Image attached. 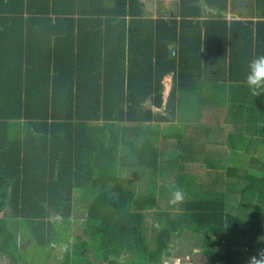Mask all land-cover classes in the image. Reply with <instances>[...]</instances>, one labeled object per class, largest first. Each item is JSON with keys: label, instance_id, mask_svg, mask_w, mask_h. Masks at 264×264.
Instances as JSON below:
<instances>
[{"label": "trees", "instance_id": "obj_1", "mask_svg": "<svg viewBox=\"0 0 264 264\" xmlns=\"http://www.w3.org/2000/svg\"><path fill=\"white\" fill-rule=\"evenodd\" d=\"M240 1L178 0L172 16L154 17L143 0H0V264L23 254L35 264L41 254L26 248L54 249L60 223L73 222L81 231L60 264H160L186 228L205 236L213 263L264 264V158L250 147L264 146V92L254 96L243 79L248 60L264 53V0H251L247 14ZM214 64L228 81L229 102L239 103L229 111L248 117L252 137L236 141L233 133L228 143L250 155L252 172L210 167L212 187L227 185L236 201L206 198L205 190L182 209L160 206L180 175L170 174L167 190L159 174L163 184L152 177L136 191L135 168L143 176L145 168L164 171L160 124L178 108L199 111L210 127L213 111L200 94ZM131 162L122 177L120 165ZM242 198L256 199L263 212L250 218ZM149 210L157 225L151 239Z\"/></svg>", "mask_w": 264, "mask_h": 264}, {"label": "crops", "instance_id": "obj_2", "mask_svg": "<svg viewBox=\"0 0 264 264\" xmlns=\"http://www.w3.org/2000/svg\"><path fill=\"white\" fill-rule=\"evenodd\" d=\"M144 2V0H143ZM178 8V0L176 2L169 3L168 1H164L162 5H159V8L156 9L155 15L152 13L149 14L148 8L146 6V15H152L157 16L160 15H170L172 16L173 13ZM232 18L231 15L228 16V19ZM245 19V18H244ZM214 65L207 66V71L209 70V75L206 76V73L203 74V81L205 82V85L207 86V89L201 92L200 96L203 100V103L208 105V109L212 110V114L214 115L213 121L209 125L210 127L207 128V124L203 122L202 120L194 119V110L190 111L186 106L182 109L177 110L176 114L174 115L172 120L169 122H162L160 124V127L164 125L161 129H164V134H167L165 137L164 135V148L161 147V153L160 158H164V171H169L170 169L167 168L169 166L173 170L169 171L171 174L175 175H181L180 169H190L193 170L198 176H193V180L195 178L199 177V180H194V183L192 185H187L184 188V190L187 191H193L194 195L200 196L206 188H209L210 186L214 185V179L213 176L216 173L215 169L210 168L212 165H224V166H237L241 169V166H249L250 164V155L246 154L243 150H234L233 146L228 143L229 137L232 135V121L234 119H238L239 122L245 123L248 119V117H239L238 114L235 115V118L233 115L230 116V120L225 118L224 114L221 112V115L218 116L217 113H214L218 110V107L224 103L222 100V103L219 102V99L216 98V95H220L221 97L226 96L227 101L229 102V95H230V89L228 86V81L226 80L225 76L223 74H219L218 72H213L215 68H213ZM171 77L170 82L172 81V75L169 74L165 78ZM165 84V83H164ZM225 86L227 89V94L222 93L221 89ZM168 84L164 85V94L167 92L166 96H164V101H166L168 93L170 91ZM169 89V91H168ZM219 96V97H220ZM220 97V98H221ZM232 106H236L239 103L235 101L229 102ZM244 103V102H243ZM205 107V106H204ZM224 110L226 112V115H229V111L227 112V107L223 105ZM206 108V107H205ZM257 109H260L259 106ZM222 111V110H221ZM197 113V112H196ZM222 119L221 121H218V119ZM220 126L221 129L213 127ZM207 128V129H206ZM166 131V132H165ZM178 135H183L180 139H178ZM256 136V135H255ZM162 148L164 153L162 152ZM255 150L253 155L258 156L261 159L264 158V146L262 144H255ZM261 152V153H260ZM162 156V157H161ZM245 157V158H244ZM248 158V163H246V159ZM201 167H205L206 169L211 170V174L208 176L206 175L205 169L202 170ZM263 173H259L258 176H262ZM169 175L164 176V182L169 179ZM168 178V179H167ZM211 181V182H210ZM213 185H212V184ZM170 186V185H169ZM166 187L165 190L171 188ZM182 191V190H181ZM184 192V191H182ZM185 197H187L185 193ZM198 235H202L205 239V236L203 234H200L198 232H195L193 230H190L189 228L184 229L181 235H179L178 240V248H176L173 244L172 246V254L171 262L168 264H180L181 261H186L189 259L190 255L193 253V250L196 249V247H199L200 250H198V253L203 254V257L200 256V259H203V262H193L188 264H218L213 263L210 261L208 256H204V239L198 237ZM174 241V240H173ZM172 241V242H173ZM184 246L186 250H184ZM187 246L191 247V249L187 250ZM193 247V248H192ZM244 247V246H243ZM176 248V249H175ZM185 251L188 252V254H185ZM178 252V253H177ZM183 253V255H181ZM241 253H246V251H242ZM244 256V254H242ZM246 256V255H245ZM169 258V256H168ZM182 259V260H181ZM250 260L245 257L244 261L241 264H249ZM183 264V263H182Z\"/></svg>", "mask_w": 264, "mask_h": 264}, {"label": "rangeland", "instance_id": "obj_3", "mask_svg": "<svg viewBox=\"0 0 264 264\" xmlns=\"http://www.w3.org/2000/svg\"><path fill=\"white\" fill-rule=\"evenodd\" d=\"M164 1H168L169 3L176 2V0H144L145 5L148 8L149 14L152 13L153 15H155L156 9H158L159 8V5L160 4L162 5V3H164ZM245 1H247V0H241L240 1V5L238 6V9L247 14V12L249 11L247 9L248 8V3L249 2H252V1L251 0H248L247 3ZM170 80H171V77L163 78V84L165 83V84H168V86H170V84H171ZM169 89H170V87H169ZM169 89H168V91H169ZM221 91H222V93H225V94L228 93L225 86L222 87ZM166 94H167V92L164 94V91H163V99H164V96H166ZM260 96L263 98L264 94L262 93V94H260ZM251 97L253 99H255L253 96H251ZM223 99H224L223 100L224 101V105L227 107V111L230 110V111H233L234 112V111L237 110V108H231L232 105L227 101V97L226 96H224ZM253 108H255L254 105H253ZM255 109L257 110V108H255ZM203 111L205 112V109H203ZM230 111H229V115H226L225 114V118H227V119L230 118V116L232 115V112H230ZM198 112L194 114V117L193 118L194 119H198V120H202L201 115L200 116H197V114H199ZM232 123H233V125H232L231 133L232 134L234 133L233 134L234 140H236L235 137L238 136V135H240V136H242V135L244 136L245 135L247 137H252V134L250 132L251 129H250L249 126H247V122L241 123V122L237 121V122H232ZM133 125H135V124H133ZM162 127H164V125H162L160 128H162ZM163 134H164V132H163ZM157 137L159 138V133H158ZM161 138H162V135H161L160 139ZM236 141H238V140H236ZM162 146L164 148V143L162 142V139H161V141L158 142V144H157V150H159V154L161 153V147ZM250 147H251L252 151H254L256 149L254 143H251L250 144ZM243 151H245V150H243ZM246 160H247L246 163H248V161H249L248 158ZM134 165H135V162L124 163L123 165H120L119 174L122 177H125L126 174L130 171L129 170V167H134ZM167 168L170 169L171 171L173 170L169 166H167ZM201 168H202V170L205 169V172H206V175L207 176L209 174H211V170L210 169H206L205 167H201ZM246 169L249 170L250 172H252L250 170L251 168L249 166H241V170L242 171L243 170H246ZM145 170H146V174L143 176L142 175L143 167L138 166V167L135 168V172H136V175H137L135 177V188H136V191H141L142 190L141 188H143L146 185V183L148 181H150V179L152 177L153 178L156 177L157 178V181L160 184H163L164 176L171 174L169 172L170 170L169 171H166V170L165 171H161L160 170V171H158V174L155 176V174L150 169L145 168ZM180 173H182L180 175V177H179V179H180L179 180L180 181V185L178 184L177 189L174 190V191H172V192H168L167 191V193H168L169 196L168 197H164L162 201L160 200L161 201L160 206H167L168 207L173 202L174 208L176 209L178 206H179V208H181V204H182V202L184 200H188V199H195L196 200V199L201 198L198 195H195L193 197V195H194V192L193 191H191V192L190 191H187L186 192L184 190V188H183V187H185L187 185H192L194 183V180H199V177L198 178H195L193 180V176H198V175L193 170H190V169H180ZM159 174L163 175V181H162V179H161V177H160ZM171 181H172L171 179L166 180L164 182V187H168L170 184H172ZM227 187L228 186L225 185V184H224L223 188L221 187V188H218V189H214V187L210 186L209 188H206L205 189L206 191L203 190L202 193H204V191H205L204 197H206V198H212V199H216V198L223 199L224 198V199H230V200H235V201L237 199H239L238 198V195L235 194V193H232V191H230V188L228 187V189H227ZM181 190L184 191V192H182ZM215 190L217 191V193L216 194H213V191H215ZM176 193H182L183 194V198L182 199L178 198L175 195ZM185 193H186L187 197H185ZM159 195H160V193H158V196ZM168 199H169V203L166 205ZM252 200H248V199L242 198V201L243 202H246L245 204L247 206L246 207V209L248 210L247 212L249 214H252V216H250V218L251 217L253 218V214H255L257 211L258 212H263V211H259V210H263V206H261L260 204H258V201L256 199H252ZM78 203H79L80 206L81 205L82 206L84 205V202L82 200H79ZM167 209L168 208H166L164 210H167ZM238 210H239V208H238ZM80 211H82V209H80ZM155 217H156V215H155V212L153 210H149L147 212V225H148V230L146 232H147V234L149 236V239H151V236L153 235L154 227L157 226V225H155ZM80 228H81L80 227V222H77V224L75 222H73L71 224L60 223V232L62 231V233H63L61 235L62 239L59 240L58 242H56V246H54V249L49 248V249H46V250H40L38 247H36V246L33 245L32 248H29V247L26 248V253H27V255H29V253H33V252H34V254H41L39 256V261L40 262L39 261H36L35 264H60L62 262V259H61L62 258V255L67 256L66 250L69 251V254H71V255L73 254L72 251H73V245H74L73 243L75 241V238H74V236L72 234H77L76 232ZM80 231H81V229H80ZM65 232H67V234H64ZM198 233H200V232H198ZM79 234H80V232L78 231V235ZM200 234H202V233H200ZM229 234H230V236L232 235L231 233H229ZM210 236L215 238L214 233H213V236L211 234H210ZM198 237L201 238L202 240L204 239V237L202 235H198ZM215 240L218 242V239L217 238H215ZM239 240L242 241V238H240ZM179 241L180 240H178V238H176L172 242V244L176 248H178V245L177 244H178ZM203 241L205 242V239ZM26 246H27V242H25V241L22 242V247H26ZM190 249H191V247L187 246L188 252H189ZM184 250H186L185 246H184ZM198 250H200V248L199 247H196V249L193 250V253L192 254H189L190 255L189 259H187L186 261L184 260V258H183V260L181 259L182 261H181L180 264H182V263L183 264H188V263H191V261L198 262V260H199V262H203V259H200V256L203 257V254L201 255V253H198ZM188 252L185 251V254H188ZM50 253H51V255L49 256L48 254H50ZM181 255H183V253ZM204 256L206 257L205 254H204ZM45 259L46 260L48 259V262L47 263H46V260ZM7 261H8V259H6L5 257H3L1 264H10V261H9V263ZM171 261H172L171 260V257L169 256V258L166 257L165 259H163L160 264H168ZM12 264H29V262L27 261V258L24 257V254H23V256L19 258V260H18L17 263H12Z\"/></svg>", "mask_w": 264, "mask_h": 264}, {"label": "clouds", "instance_id": "obj_4", "mask_svg": "<svg viewBox=\"0 0 264 264\" xmlns=\"http://www.w3.org/2000/svg\"><path fill=\"white\" fill-rule=\"evenodd\" d=\"M243 79L254 96L264 92V53L257 54L248 60ZM175 195L180 199L183 198L182 193Z\"/></svg>", "mask_w": 264, "mask_h": 264}, {"label": "built area", "instance_id": "obj_5", "mask_svg": "<svg viewBox=\"0 0 264 264\" xmlns=\"http://www.w3.org/2000/svg\"><path fill=\"white\" fill-rule=\"evenodd\" d=\"M242 250L247 251L248 250V245H245L244 247H242Z\"/></svg>", "mask_w": 264, "mask_h": 264}]
</instances>
